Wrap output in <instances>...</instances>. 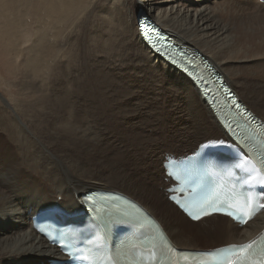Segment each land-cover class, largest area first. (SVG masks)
Here are the masks:
<instances>
[{
	"label": "bare ground",
	"instance_id": "obj_1",
	"mask_svg": "<svg viewBox=\"0 0 264 264\" xmlns=\"http://www.w3.org/2000/svg\"><path fill=\"white\" fill-rule=\"evenodd\" d=\"M36 2L42 21L39 36L32 29L17 31L25 20L22 8L14 10L15 19H8L6 13L0 15V22L9 21L0 24L1 53L9 55L14 48L18 51L20 45L30 43L15 57L22 60L15 67L18 73L15 69L6 74H31L35 89L27 99L36 101L23 104L0 100V264L59 261L56 250L30 229V216L55 203L69 211L77 210L82 195L99 189L136 200L182 249L241 244L258 234L264 215L244 228L215 217L192 224L165 197L159 201L154 194V185L168 187L163 171H157L161 147L155 144L156 127L163 121L157 100L163 91L171 95L179 144L192 142L177 156L191 153L203 142L223 140L225 135L193 83L145 43L137 19H153L167 37L207 61L245 108L264 122V5L257 0ZM101 25L106 36L98 34ZM68 26L71 30H65V37L59 36ZM82 41L89 53L105 49L115 61L110 58L113 62L108 65L84 62ZM58 71L64 73L63 81L57 78ZM135 73L142 81H135L131 76ZM141 82L151 85L150 96ZM112 83L120 85L122 91H100ZM100 107L107 111L99 113ZM40 110L47 113L42 121L39 113L37 117ZM66 149L84 154L74 157ZM139 168L147 170L152 179L150 171L155 168L154 184L144 180L145 175L134 174ZM217 238L221 244H216Z\"/></svg>",
	"mask_w": 264,
	"mask_h": 264
},
{
	"label": "rangeland",
	"instance_id": "obj_2",
	"mask_svg": "<svg viewBox=\"0 0 264 264\" xmlns=\"http://www.w3.org/2000/svg\"><path fill=\"white\" fill-rule=\"evenodd\" d=\"M4 5H5L6 8H4ZM107 6H109V4ZM19 8H22L20 10L22 12L21 13V16L23 15L25 17V20L23 18V20L20 22L17 31H24V30L28 31V30H31L32 29L35 32H38L37 35L39 36V30H40V28L42 26V25H39V23H41L42 21H40V17L41 16L38 13L39 9H38L36 0H0V15L6 13V16L8 17V19H15L16 18V14L14 13V10L15 9H18L19 10ZM9 9H11V10H9ZM47 14L49 15V12ZM51 17L52 18H55V15H52ZM98 20L99 19H96L95 22L98 23L99 22ZM48 21H49V19H46L44 23L47 24ZM137 21H138V19H137ZM8 22L9 21L4 22V23L0 22V24L3 26L4 24H8ZM99 23H98V25H99ZM98 27L102 30V31L100 30L101 32H98V34L99 33L101 35L105 34L103 36H106L107 35V32H106L105 28H102L103 27L102 25H101V27L100 26H98ZM64 28H66V29H64ZM64 28L60 30L61 33H59V36L62 35L63 37H65L64 36L65 35V30H67V31H70L71 30V27H69V26L68 27H64ZM48 34L54 35V33H52V32H49ZM97 37H99V36L97 35ZM31 40H32V42H34L33 41L34 38H31ZM3 41L4 40L2 39V42ZM5 44H7V43H5ZM29 44L26 43L24 45H20L18 51H17L16 48H14V50L12 51L14 54L11 51L9 52V55H7V54L4 55L3 53L0 52V100L1 101H3L2 99H5L9 103H15V102L18 101V102H21L23 104H34L36 102L33 97H32V99H27V96L29 95V93H31L35 89V87L32 86L33 82L35 83V81L31 77V74L29 75V74H27L25 72H23L22 75L17 74L18 73L17 72V68H15L17 65H20L19 62L22 61L20 59H16L15 58L16 55H17V53L18 52H21L23 50L25 51L29 47ZM7 46H8V44H7ZM7 46L5 45L4 48L7 49ZM80 48H81V51H82V54H83V57L82 58L84 59V62H86V63L88 62V64H90V63H96L97 62L98 64L108 65V64H111L113 61H115V59L113 58L112 55H110V53L108 54V52H107L108 55L105 53L106 52L105 49L104 50L99 49L100 54H98L99 51L97 52L98 49L95 50L94 54H92L93 51H91L89 53V51L86 50V45H85V43L83 41L80 43ZM95 53H97V54H95ZM103 53H104V55H103ZM24 55L25 54L23 53V56H22V59L23 60L25 59V56ZM94 55H96V56H94ZM102 56H105V57H102ZM110 58H112L113 61H111ZM103 60H104V62H103ZM105 60H107V61L105 62ZM15 69H16V72L17 73H12L11 74V72H9L10 74L9 73L6 74V72H8L10 70L13 71V72H15ZM133 72H135V69H133ZM136 72H137V70H136ZM43 74H44V76L45 75L48 76V73L47 72H43ZM59 74H60V76H59ZM63 74L64 73H60V71H58V73H57V75H58L57 78L60 81L63 79V77H62ZM124 76H122V77H124ZM131 76L134 77L135 81H142V78L139 75H137L136 73L135 74H132ZM23 83H25V84H23ZM27 83H29V84H27ZM141 84H142V87L145 88V91L150 96L151 90H152L151 89V85L150 86H146L144 84V82H141ZM25 85H26V87H24ZM119 87H120V85H119ZM119 87L116 86V85H114L113 83L112 84H107V86L106 85L103 86L100 91H103L104 88L105 89L107 88V89H110L112 92L117 93L119 91V89H120ZM114 88H115V90H114ZM120 90L122 91V88ZM21 93L24 94V96L25 95L26 96L25 97L20 96V95H22ZM110 94L111 93L109 92L108 95H110ZM114 95L115 94H113V96ZM120 98H122L123 100H125V98H123L122 95H120ZM156 98H158V97H156ZM170 98H171L170 93L167 92V91H163V94H162V96L160 98L161 100L159 98L157 100V102L159 103V105L162 107V110L160 111V113L162 112L161 117L163 118V121L161 122V124L159 126L156 127L157 129L155 131V134L157 135V140H156V143L155 144L159 145V147L160 146H167V145L172 146V147H174V146L175 147H180L182 144L189 145L192 142H184L181 145L179 144L180 143V139H179V135H178L179 134V131L176 129L177 128V121H175V119L173 118L175 116V112L172 111V109H171V107H173V106L170 104L171 101H172ZM100 101L101 100L99 99L98 102H100ZM109 101L114 102L116 100L115 99H110ZM118 101H120V100H118ZM103 109L104 108L100 107L97 110H99V111L101 110L100 112L98 111L99 113H102V112L107 111L106 109H104V110ZM40 111L42 113L41 112H37V117H38V113H39V117H40L39 120L42 121L47 116V113H45V110L44 111L43 110H40ZM105 119L107 120V117H105ZM175 124H176V126H175ZM116 126H117V124H116ZM67 151L70 152V154H72L74 157H77V156L78 157H80V156L82 157L83 154H84L82 152H79L78 153L76 150H74L75 151L74 153H73L72 150H69V149ZM183 153H185V152H183ZM169 154H173V153L169 152L168 155ZM159 159H158V161H159ZM158 161H157V163H158ZM154 170H155V168L151 169V171H150V174L152 175V177H154L153 176ZM157 171H159V170L157 169ZM135 173H138V174L141 173L140 175H145V179L144 180H149V179L150 180H153V184H154L155 178L152 179L148 175L147 170L139 168V169L134 170V174ZM25 175H27L28 178H30L32 176V175H29V172L27 170L25 171ZM157 175H158V173H157ZM158 178H159V176H158ZM157 186L158 185H154V194L158 196V200L160 201L159 197H161V196L165 197V196H164V193L163 192H161L160 195L158 194V192H157ZM160 187H163V186H160ZM92 188H94V187H92ZM220 240L221 239H218V238L215 239V241H217L216 244H218V243L221 244L220 243Z\"/></svg>",
	"mask_w": 264,
	"mask_h": 264
},
{
	"label": "snow or ice",
	"instance_id": "obj_3",
	"mask_svg": "<svg viewBox=\"0 0 264 264\" xmlns=\"http://www.w3.org/2000/svg\"><path fill=\"white\" fill-rule=\"evenodd\" d=\"M156 51H159V49H156ZM172 63H175V60L171 61ZM205 147L211 148L214 147V145H206ZM264 191V188L261 189ZM223 205H217V201L213 198L211 194V190L205 191L201 194L198 198H195L189 205H186L185 207H191L195 209V211L189 212L188 215L191 217L192 220H199L202 215H209V208H212L215 212H219L221 210V207ZM227 215L231 216L232 213L229 212ZM238 219V218H237ZM242 223L244 221H241ZM120 227L127 228L128 225H118ZM250 245H243L237 249L235 247L225 251L226 255L224 256V264H244V261L247 259L245 256V250L248 249ZM233 257H236L235 259Z\"/></svg>",
	"mask_w": 264,
	"mask_h": 264
}]
</instances>
